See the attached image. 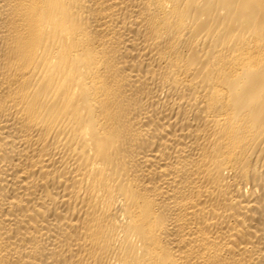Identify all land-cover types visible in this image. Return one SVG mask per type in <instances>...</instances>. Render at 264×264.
I'll return each mask as SVG.
<instances>
[{"label":"bare ground","instance_id":"6f19581e","mask_svg":"<svg viewBox=\"0 0 264 264\" xmlns=\"http://www.w3.org/2000/svg\"><path fill=\"white\" fill-rule=\"evenodd\" d=\"M0 264H264V0H0Z\"/></svg>","mask_w":264,"mask_h":264}]
</instances>
